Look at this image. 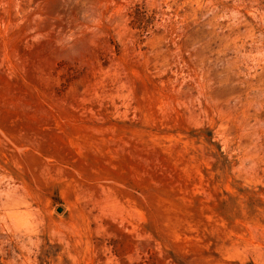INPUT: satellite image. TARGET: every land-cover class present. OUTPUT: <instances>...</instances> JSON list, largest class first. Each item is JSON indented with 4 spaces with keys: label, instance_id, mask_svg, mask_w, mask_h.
<instances>
[{
    "label": "rangeland",
    "instance_id": "374dc122",
    "mask_svg": "<svg viewBox=\"0 0 264 264\" xmlns=\"http://www.w3.org/2000/svg\"><path fill=\"white\" fill-rule=\"evenodd\" d=\"M0 264H264V0H0Z\"/></svg>",
    "mask_w": 264,
    "mask_h": 264
},
{
    "label": "water",
    "instance_id": "95a60500",
    "mask_svg": "<svg viewBox=\"0 0 264 264\" xmlns=\"http://www.w3.org/2000/svg\"><path fill=\"white\" fill-rule=\"evenodd\" d=\"M60 211V209H57V212H59Z\"/></svg>",
    "mask_w": 264,
    "mask_h": 264
}]
</instances>
